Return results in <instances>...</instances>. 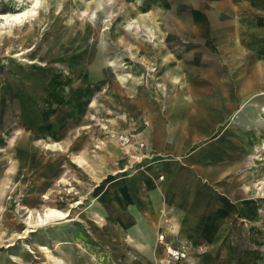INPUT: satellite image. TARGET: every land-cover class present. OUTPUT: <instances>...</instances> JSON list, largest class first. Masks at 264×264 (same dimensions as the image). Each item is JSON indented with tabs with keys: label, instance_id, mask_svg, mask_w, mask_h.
Masks as SVG:
<instances>
[{
	"label": "rangeland",
	"instance_id": "374dc122",
	"mask_svg": "<svg viewBox=\"0 0 264 264\" xmlns=\"http://www.w3.org/2000/svg\"><path fill=\"white\" fill-rule=\"evenodd\" d=\"M19 1L0 0V15L17 13L24 5ZM47 1L41 0L37 16L24 26L0 20V133L4 115L11 109L20 113L21 96L37 95L39 111L25 135L17 139L10 129L0 140V264H264V191L257 195L264 181L259 165L249 166L252 155L264 163V88L240 99L233 111L222 110L211 96L197 100L186 89L195 53L229 80L243 61L227 63L211 36L214 28L202 36L180 33L164 12L180 0ZM256 1L236 3L262 8L247 21L254 26L257 20L264 23V5ZM186 3L185 14H201ZM133 12L149 18L131 33L119 18ZM247 37L262 64L264 38ZM194 101L216 110L219 123L213 116L211 134L189 146L191 152L221 136L204 155L182 160L185 144L171 153L169 120L185 113L190 124ZM158 108L169 113L166 120ZM226 134L242 137L243 166L214 182L225 197L203 189L212 199L196 208L204 202L210 210L188 213L184 221L200 225L185 226L163 198L157 200L153 182L165 181L171 204L193 197L202 187L190 192L188 168L210 159ZM149 140L164 144L165 157L155 155ZM52 144L55 151L48 147ZM165 158L175 161L156 163L148 174ZM173 168L185 173L174 190L168 185ZM243 194L248 196L243 208L240 199L236 209L229 204ZM213 200L219 210L211 209ZM45 208L67 217L27 233L28 211L35 215ZM234 215L246 216L248 225ZM168 246L183 250L186 258L171 260Z\"/></svg>",
	"mask_w": 264,
	"mask_h": 264
},
{
	"label": "crops",
	"instance_id": "0c3cea01",
	"mask_svg": "<svg viewBox=\"0 0 264 264\" xmlns=\"http://www.w3.org/2000/svg\"><path fill=\"white\" fill-rule=\"evenodd\" d=\"M124 0H119V5L122 4ZM188 3L190 6L199 8L201 10L200 15H187L183 10L184 3ZM255 2V1H254ZM264 5V1H256ZM186 3V4H187ZM237 0H196V1H184L180 0L173 3L171 9H164L165 15L171 21L175 22L176 27L179 29L180 33H189L191 35L202 36L210 29L214 28L211 33V36L217 43V49L221 52L224 59L230 66H236L241 61L242 64L233 73V77L229 80L223 76V73L216 67H208L200 62L197 58V53L193 54L192 61L190 62L189 69L191 75H193L192 81L186 84V89L197 98V100L204 97H214L219 103L222 110L233 111L238 107V101L240 99H245L253 95L256 91L264 88V61L262 64H258L257 58L251 51V37L247 39V36L253 35V39L264 38V23L261 21L256 22V26L250 25L247 21L255 20V15L260 12L262 8H258L256 4H236ZM130 5V4H129ZM133 7L137 8L136 3H132ZM122 6V5H121ZM134 7V8H135ZM138 9V8H137ZM120 13V12H119ZM123 14V13H122ZM147 14L139 13H124L119 18V23L124 25L123 27L126 30H131V33L135 32L140 27V24L145 22V19H148ZM212 25V26H211ZM261 37V38H260ZM258 40L255 42L258 45ZM260 46V45H259ZM245 50V51H244ZM234 69V67H232ZM263 94L261 91L256 95ZM255 96V95H254ZM36 97L37 95H31L30 97L24 95L21 96V111L20 113H14L13 109L10 110L8 114H5L2 118V132L0 133V140L7 139V132L10 129H14V135L17 137L25 135L27 133L26 127L31 126L33 123L37 122L39 111L36 108ZM34 101V102H32ZM212 102V101H211ZM180 104V103H178ZM93 105V104H92ZM181 105V104H180ZM215 105V103H214ZM183 106V105H182ZM215 107V106H214ZM193 111L189 115L191 118L190 124L184 121L183 116L185 113H181L180 116L175 115L169 120V131L170 139L172 141L171 153H177L181 149V146H184V154L182 160H188L194 155H204L207 149L217 141L218 137L211 139L208 144L204 146H198L196 149L191 152L193 149H189L191 145L197 146L203 138L207 137L212 132V127L215 124L214 118L216 116V110L211 109L200 103L199 101H194L192 103ZM159 109V108H158ZM216 109V108H215ZM160 110V109H159ZM159 114L163 117V121L169 116V113H163L161 110ZM13 111V112H11ZM170 110V114H171ZM148 114V113H147ZM214 116V118H213ZM154 122V117L150 118ZM215 121L218 125L219 121L215 118ZM218 121V122H217ZM13 122H16L14 125ZM12 124V125H11ZM17 128L16 126H18ZM11 127H10V126ZM9 126V127H8ZM23 127H25L23 129ZM225 133V132H224ZM243 135V134H242ZM161 142V140H160ZM11 143V141H10ZM16 146V143L14 142ZM149 146L154 150L155 155L160 157H165V154L161 152V148L164 147V144L158 143L157 140H149ZM243 146V140L241 136H235L226 134L220 140L219 146L212 149L210 153V159L198 162H192L193 167L188 169L191 172V180L188 182L190 192L195 191L198 187L193 197L190 195L185 198H177L176 203L171 204L169 202V195L166 192V183L164 180L161 182H153L157 186L154 191L155 196L164 199L166 205L170 207V210L174 213H178L180 221L188 227L199 228L200 223L190 224L186 223L185 216L188 215L191 217L193 212L197 215L205 214L210 207H207L208 203L203 202L202 206L196 208L198 203L204 198L212 199V196L208 197L205 190L213 191V195L225 197L223 192V187L221 184L214 183L218 179L224 177L229 173H233L236 170L240 169L243 166L241 155V149ZM51 151L57 149V145L52 144L48 146ZM186 148V149H185ZM187 148L189 150H187ZM113 152V151H112ZM191 152V153H189ZM111 153V152H110ZM113 156V155H111ZM108 158V157H107ZM105 160V161H104ZM175 161L174 159H163L157 162H154L153 167L149 170L148 174L153 175V170L155 171L154 165L156 163L164 164L165 161ZM249 160V157H248ZM262 160V159H261ZM103 164H107V159H103ZM183 166H188L186 162L183 161ZM259 165V172L261 173L262 180L264 181V163L260 162V159H255L252 155L249 160V166ZM184 171L174 170L172 176L168 179V185L172 190L177 188V185L180 180L184 177ZM157 176V175H156ZM194 177V178H193ZM231 177V176H230ZM225 176V180L227 178ZM156 180V178L154 179ZM239 179L234 181L233 185H237ZM214 183V184H213ZM213 184V185H212ZM264 185V184H263ZM262 185V186H263ZM205 189V190H203ZM162 190V191H161ZM161 192V194H160ZM212 193V192H211ZM257 194V193H256ZM183 194H180L181 196ZM212 195V194H211ZM260 195L259 193L257 194ZM184 197V196H183ZM246 197V198H245ZM248 196L246 194L241 195V197L234 198L229 200V204L233 207H237V199L242 204H238L239 207L243 208L246 203ZM208 200V199H207ZM215 200H213L214 202ZM181 202L184 204L181 205ZM211 209L219 210L218 203L215 204ZM217 206V207H216ZM233 208V211L236 212ZM126 211V210H125ZM238 212L241 213V210L238 209ZM221 213V211H219ZM188 217V216H187ZM197 217V216H196ZM195 218V217H194ZM235 220L240 223L241 219H245L247 222L248 219L246 216L234 215ZM241 218V219H240ZM190 220V219H187ZM209 223L211 219H207ZM237 222H235L236 226ZM139 228H140V222ZM248 225V222H247ZM224 228L223 226H218L217 229ZM203 230V229H201ZM205 231V230H204ZM199 232V231H198ZM220 232V231H219ZM200 233V232H199ZM262 238L264 239V229L261 233ZM210 241V240H209ZM213 241V240H212ZM138 244V243H137ZM136 244V245H137Z\"/></svg>",
	"mask_w": 264,
	"mask_h": 264
},
{
	"label": "bare ground",
	"instance_id": "6f19581e",
	"mask_svg": "<svg viewBox=\"0 0 264 264\" xmlns=\"http://www.w3.org/2000/svg\"><path fill=\"white\" fill-rule=\"evenodd\" d=\"M44 1H46L47 3H50L47 0H44ZM19 3L20 5L22 4L24 5L22 9L19 8L20 10L17 13L0 15V20H4V23L6 26H9V27L10 26L12 27L14 25L24 26L28 22L29 19L37 16L38 10L40 8V4H42L41 0H22V1L20 0ZM87 15H88L87 12L81 13V16L83 17ZM19 56H21V54H16L13 57H19ZM258 191H259L258 193L261 195L262 191H264V185L261 188H259ZM22 210H24V208H22ZM66 217H67V212L56 210L54 208H45L41 212H36L35 215L34 213H32V211H28V217L26 219V226H28V228H30L31 230H29L27 233L32 232L33 231L32 229L46 226L50 224L51 222L64 220ZM186 256H187L186 253L182 254L183 258H186Z\"/></svg>",
	"mask_w": 264,
	"mask_h": 264
},
{
	"label": "built area",
	"instance_id": "2783aa9c",
	"mask_svg": "<svg viewBox=\"0 0 264 264\" xmlns=\"http://www.w3.org/2000/svg\"><path fill=\"white\" fill-rule=\"evenodd\" d=\"M162 238V237H161ZM166 252L168 253V256L173 261H179L182 259V254L184 253L181 249L172 248L171 246L166 247Z\"/></svg>",
	"mask_w": 264,
	"mask_h": 264
}]
</instances>
